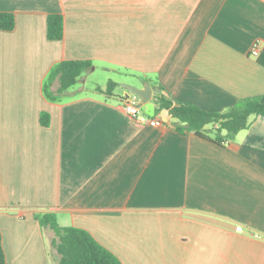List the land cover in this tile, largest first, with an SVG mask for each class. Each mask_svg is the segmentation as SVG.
Wrapping results in <instances>:
<instances>
[{"label":"crops","instance_id":"crops-1","mask_svg":"<svg viewBox=\"0 0 264 264\" xmlns=\"http://www.w3.org/2000/svg\"><path fill=\"white\" fill-rule=\"evenodd\" d=\"M0 12L15 17L0 30L6 264H58L44 214L121 264H264V118L218 145L211 126L207 139L179 134L166 111L160 126L132 121L120 86L159 84L206 112L264 102V0H0ZM50 14L63 16L60 41L46 39ZM62 61L121 80L112 96L72 87L51 102L44 81Z\"/></svg>","mask_w":264,"mask_h":264},{"label":"trees","instance_id":"trees-1","mask_svg":"<svg viewBox=\"0 0 264 264\" xmlns=\"http://www.w3.org/2000/svg\"><path fill=\"white\" fill-rule=\"evenodd\" d=\"M15 28V17L11 13L0 12V30L11 32ZM64 36V19L62 15L50 14L46 19V39L60 41ZM92 68L90 61H62L54 65L43 85V92L47 100L56 102L61 100L65 91L74 87L85 71ZM57 85L55 89L53 86ZM118 84L109 81L106 88H97L98 92L112 96ZM160 93L155 94L156 118L162 111H166L172 119V127L182 135L193 133L199 138L207 139L206 127L211 126L215 136L213 142L221 145L232 139L241 131L247 130L254 118H264V102L260 98H247L236 102L224 112H206L194 106L175 104L165 96L158 84ZM40 125L49 126V115L40 114ZM35 220L43 229L50 230L54 238L51 247L58 257V264H121L108 250L99 245L89 233L77 228H62L52 214L37 215ZM0 264H6L0 234Z\"/></svg>","mask_w":264,"mask_h":264},{"label":"built area","instance_id":"built-area-1","mask_svg":"<svg viewBox=\"0 0 264 264\" xmlns=\"http://www.w3.org/2000/svg\"><path fill=\"white\" fill-rule=\"evenodd\" d=\"M260 40L253 41L250 49H249V55L250 56H257L259 54L260 50ZM139 103V98L136 95H130L125 103L123 104V111L124 113L134 122L141 124V125H150V126H160L162 123L159 119L154 117L147 116L143 110L137 107V104ZM237 232L243 231V228L241 226H237L235 229ZM252 236L254 238L259 239V234L253 233Z\"/></svg>","mask_w":264,"mask_h":264},{"label":"rangeland","instance_id":"rangeland-1","mask_svg":"<svg viewBox=\"0 0 264 264\" xmlns=\"http://www.w3.org/2000/svg\"><path fill=\"white\" fill-rule=\"evenodd\" d=\"M121 80L118 77V74L105 72L101 69H98L96 72L91 73L90 71H85L82 73L80 78L77 81L75 87H80L83 89L84 93H100L97 91V88H106V85L109 81H118ZM57 85L53 86L55 89ZM72 89V88H71Z\"/></svg>","mask_w":264,"mask_h":264},{"label":"water","instance_id":"water-1","mask_svg":"<svg viewBox=\"0 0 264 264\" xmlns=\"http://www.w3.org/2000/svg\"><path fill=\"white\" fill-rule=\"evenodd\" d=\"M120 86L127 91L125 98L127 99L130 95H136L139 98L137 107L144 111L149 117H154L155 107L151 103L153 94L160 93V89H153L149 84H144L141 88L130 84H120Z\"/></svg>","mask_w":264,"mask_h":264}]
</instances>
